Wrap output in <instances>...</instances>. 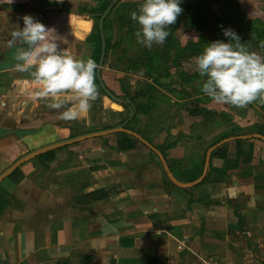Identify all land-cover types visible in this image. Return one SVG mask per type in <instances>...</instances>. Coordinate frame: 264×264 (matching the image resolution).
<instances>
[{
    "label": "crops",
    "instance_id": "crops-1",
    "mask_svg": "<svg viewBox=\"0 0 264 264\" xmlns=\"http://www.w3.org/2000/svg\"><path fill=\"white\" fill-rule=\"evenodd\" d=\"M111 1L0 4V173L33 150L123 123L131 102L136 112L126 128L161 151L175 180L188 186L174 183L153 151L123 133L46 153L0 185V264H264V141L252 137L264 136V118L255 112L247 125L243 119L230 124L235 121L205 100L208 120L194 116L198 110L181 126L177 118L187 113L143 69L146 48H136L139 26L130 19L135 4L118 0L103 24L101 79L119 102L96 71V100L78 119L65 121L59 113L75 101L48 108L52 98L35 97L42 86L15 69V48L7 41L25 14L53 29L49 36L60 49L92 58L99 68V21ZM168 76L160 82L182 77ZM155 89L174 99L172 106L139 109ZM234 129L242 132L230 133ZM242 136L248 138L213 151L203 181L191 185L203 176L212 146Z\"/></svg>",
    "mask_w": 264,
    "mask_h": 264
},
{
    "label": "clouds",
    "instance_id": "clouds-1",
    "mask_svg": "<svg viewBox=\"0 0 264 264\" xmlns=\"http://www.w3.org/2000/svg\"><path fill=\"white\" fill-rule=\"evenodd\" d=\"M12 2L0 0V4ZM181 2L142 0L139 9L130 12V19L139 25L135 32L137 43L147 49L163 44L169 35L168 27L176 23L183 11ZM20 19L23 27L12 31L7 41L9 48H15V69L28 73L42 86L35 97L45 101L52 98V102L46 103L48 108L60 109L69 98L75 101L59 113V118L78 119L98 95L94 82L96 62L92 58L77 59L60 49L57 40L49 36L53 29L31 15L25 14ZM222 32L227 42L212 41L194 58L199 75L205 78L200 91L218 104L245 107L258 102L264 105V55L249 51L232 28H222ZM260 47L264 48V42Z\"/></svg>",
    "mask_w": 264,
    "mask_h": 264
},
{
    "label": "rangeland",
    "instance_id": "rangeland-1",
    "mask_svg": "<svg viewBox=\"0 0 264 264\" xmlns=\"http://www.w3.org/2000/svg\"><path fill=\"white\" fill-rule=\"evenodd\" d=\"M117 1L115 3L111 1L113 7ZM126 1L135 4L134 10H138L142 3V0ZM180 6L183 11L177 17L176 23L168 27L169 35L165 42L154 44L151 49L146 48L141 55H143V69L149 78L154 80V85L173 96L176 100L174 106H179L178 110H185L187 113L186 115L180 113L177 118L180 119L178 121L180 125L185 126L191 119L190 115L198 110L202 111H198L199 113L194 116L202 117L206 122L210 114L204 115L205 100L215 103L200 91L205 78L199 75L194 58L212 41L227 42L228 38L223 36L222 28H232L249 51L264 55V48L260 47L261 42H264V0H182ZM135 26L139 25L135 22ZM135 43L136 48L141 45L137 41ZM164 74L182 77L178 78L176 83L173 81L162 83L160 78ZM170 76L166 80H169ZM188 98L192 100L185 102L184 100ZM174 99L162 95L161 91L155 89L150 91V99H146L145 106L137 103V107L150 110L157 105L172 106L171 101ZM213 107L223 110L220 115L227 117L229 122L235 121L230 124L237 123L236 119H243L246 120L247 125V119H252L255 112L260 119L264 118V105L258 102L245 107L215 103ZM241 132L237 129L230 131L233 134Z\"/></svg>",
    "mask_w": 264,
    "mask_h": 264
},
{
    "label": "water",
    "instance_id": "water-1",
    "mask_svg": "<svg viewBox=\"0 0 264 264\" xmlns=\"http://www.w3.org/2000/svg\"><path fill=\"white\" fill-rule=\"evenodd\" d=\"M116 0H113V3H115ZM113 3L108 7V9L106 10V12L102 15L100 21H99V28L101 30V36H102V55H101V59H100V63H99V68L97 70V78L102 86V88L105 90V92L107 93V95L119 102L120 98H117L116 96H114L110 91H108L101 79V67L103 66V62H104V58H105V51H106V45H105V38L103 35V24L104 21L106 19V17L109 15V13L111 12V10L113 9ZM135 116V111L131 110V114L129 116V118L127 120H125L123 123L111 127V128H107V129H103V130H98V131H93V132H88L85 134H81V135H77L59 142H55L46 146H43L41 148H38L36 150H33L29 153H27L26 155L22 156L21 158H19L16 162H14L11 166H9L5 171H3L2 173H0V185L1 183L6 180L7 178H9L18 168H20L23 164L37 158L40 157L46 153H49L51 151L63 148V147H68L80 142H83L85 140H89V139H95V138H103L112 134H117V133H124L127 135H130L132 137H134L135 139H137L140 143H142L143 145H145L147 148H149L151 151H153L158 158L160 159L161 163L163 164L164 170L165 172H167V174L169 175V177L171 178V180L176 183L179 187L181 188H186L188 185L187 184H179L175 178L172 176V174L170 173L169 167L167 165V161L165 156L163 155V153L161 151H159L157 148H155L154 146H152L146 139H144L142 136H140L139 134L127 129V125L129 124V122L131 121V119ZM254 138L260 139L262 141H264V136L263 135H254L252 136ZM248 136H242V137H232V138H226L224 140H222L221 142L217 143L216 145L212 146L208 152H207V156H206V164H205V170H204V174L201 178H199L198 180H196L195 182L191 183V185H196L199 184L200 182L203 181L209 165H210V160H211V155L213 153V151H215L217 148H219L220 146L233 141V140H237V139H247Z\"/></svg>",
    "mask_w": 264,
    "mask_h": 264
},
{
    "label": "trees",
    "instance_id": "trees-1",
    "mask_svg": "<svg viewBox=\"0 0 264 264\" xmlns=\"http://www.w3.org/2000/svg\"><path fill=\"white\" fill-rule=\"evenodd\" d=\"M127 103V102H126ZM127 105H129L130 106V109L131 110H134L135 112H136V107L134 106V104L133 103H131V102H129V103H127ZM124 134V133H123ZM136 140V139H135ZM137 141V140H136ZM123 142L127 145V147H132V145H133V141L132 140H130V139H125V140H123ZM138 142V141H137Z\"/></svg>",
    "mask_w": 264,
    "mask_h": 264
},
{
    "label": "built area",
    "instance_id": "built-area-1",
    "mask_svg": "<svg viewBox=\"0 0 264 264\" xmlns=\"http://www.w3.org/2000/svg\"><path fill=\"white\" fill-rule=\"evenodd\" d=\"M204 264H218V263L212 259H208L204 262Z\"/></svg>",
    "mask_w": 264,
    "mask_h": 264
}]
</instances>
